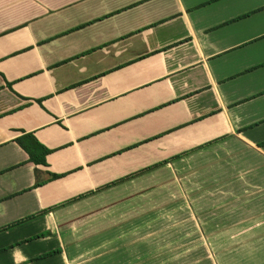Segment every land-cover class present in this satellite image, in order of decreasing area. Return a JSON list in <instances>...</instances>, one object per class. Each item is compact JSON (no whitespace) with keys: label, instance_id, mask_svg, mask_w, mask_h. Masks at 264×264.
<instances>
[{"label":"crops","instance_id":"1","mask_svg":"<svg viewBox=\"0 0 264 264\" xmlns=\"http://www.w3.org/2000/svg\"><path fill=\"white\" fill-rule=\"evenodd\" d=\"M0 264H264V0H0Z\"/></svg>","mask_w":264,"mask_h":264},{"label":"trees","instance_id":"2","mask_svg":"<svg viewBox=\"0 0 264 264\" xmlns=\"http://www.w3.org/2000/svg\"><path fill=\"white\" fill-rule=\"evenodd\" d=\"M27 137H20L18 140H16V142H18L21 147L28 153V155L30 156V159L34 162V163H45L44 157L45 155L49 152L48 149L44 148L43 146H41L39 143H37L36 141H34L32 136H28ZM30 141L33 140V144H30L29 142H26L25 140ZM161 165V163L154 165L153 167L147 168L141 172H145L147 170H150L156 166ZM60 175L58 174H50V178H58Z\"/></svg>","mask_w":264,"mask_h":264}]
</instances>
